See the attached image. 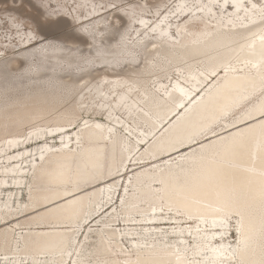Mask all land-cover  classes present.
<instances>
[{"label": "bare ground", "instance_id": "bare-ground-1", "mask_svg": "<svg viewBox=\"0 0 264 264\" xmlns=\"http://www.w3.org/2000/svg\"><path fill=\"white\" fill-rule=\"evenodd\" d=\"M115 1L46 6L73 7L87 52L0 21V264H260L264 0H175L159 17L172 0H155L114 29ZM233 188L246 203L225 229Z\"/></svg>", "mask_w": 264, "mask_h": 264}, {"label": "rangeland", "instance_id": "rangeland-1", "mask_svg": "<svg viewBox=\"0 0 264 264\" xmlns=\"http://www.w3.org/2000/svg\"><path fill=\"white\" fill-rule=\"evenodd\" d=\"M48 2L46 1H43V0H0V18H4L3 20L0 19L1 21V25L3 26L4 24H7L6 21L7 19L9 18H13V19H18V18H22L24 21L23 23L27 24V26H30L31 30L34 32V33H38L39 32V24H45L46 23V20L47 19H52V20H58L59 18H63V21H64V27L62 29H59V30H56V32H54L53 34H50L48 35L47 37L44 36V38H50V39H64V42H66L67 40L70 42L71 40L74 42H76L73 38H63V34L64 35H70L72 33H74L76 30H78L81 33H85V37L84 38H87V35H86V32L85 30H79L78 29V26H81L82 24H76L74 21V17L73 15L71 14L72 12V9L73 7H69L68 9L66 10H62L63 7H47L46 6H50V3H52V0H47ZM106 1L105 3H108V1H112V0H104ZM155 0H117L115 1V5H118L115 9V6H112L111 8L112 9H107V10H104L103 11V15H107L109 16L110 15V18H109V21L113 22V25H112V28L114 27H118L119 26H127L128 25V21H127V15H126V12L128 13V11L126 9L130 8V6H133V7H141L143 9L145 8H149V7H152L151 5L153 4ZM175 0H172V2L168 3V6L167 7H164L161 11H160V14L158 15V17L166 10V11H169L171 9L174 8V5L176 4V2H174ZM255 2L259 1V0H254ZM248 4L250 3V1H248ZM148 10L150 9H147L145 12L146 15H151V12H149ZM217 11L219 12L220 9L218 8ZM145 12H143L145 14ZM43 14H45L46 16H44ZM157 17V18H158ZM70 21H69V19ZM157 18H152L151 19V23H153L154 21H156ZM71 22V23H70ZM178 22H175L173 23V27H175L177 25ZM1 32L4 34V35H9L11 36L12 34V31L7 28L5 25L3 26V28L1 29ZM66 39V41H65ZM69 42H66V43H69ZM71 43V42H70ZM78 42H76L75 44H77ZM77 46H81V48L87 46L85 45L84 43H78ZM91 46H87L85 48H83V52H87L88 48H90ZM14 66H17L14 65ZM177 77V76H176ZM217 81V80H215ZM263 90H261L260 92H258L257 95L254 94V96H252L250 98V102H253L254 100H256L257 98H260V93L262 92ZM254 99V100H253ZM252 100V101H251ZM245 104H242L240 107H238L236 109V111L231 115L230 119L232 118H235L239 115L238 112H240L242 109L245 108L244 106ZM50 141H54V142H57L58 139H49ZM163 161H160L159 163H162ZM0 165H3L2 161L0 163ZM131 171V170H130ZM129 176V174L127 175ZM127 176H123L121 179H120V185H119V189H118V193L115 197V200H114V205H115V208H117V210H120L121 208V197L119 198L120 201L118 203H115L117 201V198H118V194L119 192H123L124 188L126 187L125 185L126 184V177ZM122 184H124L122 186ZM25 189V188H24ZM26 190V189H25ZM23 190L22 188V191L21 189L19 190V195L18 197H20L22 200L25 199L26 197V191ZM6 192V191H5ZM4 192V193H5ZM17 192V190L15 191ZM22 194V195H21ZM4 196V195H3ZM24 196V197H23ZM16 198V196H15ZM14 202L16 200H13ZM105 217V215L103 216ZM102 217V218H103ZM232 221V226L230 227V230L228 232L229 236H228V241L233 243L236 241V228H235V220H231ZM184 222V221H183ZM182 225H190V223H184ZM140 226V225H139ZM139 226H136V225H132L130 227H139ZM176 227V225H174ZM119 228H124L126 226L122 225V226H118ZM97 227H94L92 228V230H90L91 234L92 235H95L96 232H92L96 229ZM103 229V228H101ZM83 232V231H82ZM89 232V231H87ZM170 236L172 235H175V234H172V233H169ZM129 246V243L128 241L125 239L124 237V247H128ZM27 263V262H26ZM1 264H4V263H1Z\"/></svg>", "mask_w": 264, "mask_h": 264}, {"label": "snow or ice", "instance_id": "snow-or-ice-1", "mask_svg": "<svg viewBox=\"0 0 264 264\" xmlns=\"http://www.w3.org/2000/svg\"><path fill=\"white\" fill-rule=\"evenodd\" d=\"M261 116L264 117V109L261 110ZM262 199H264V193H262ZM246 203V195L242 190L235 188L229 191L227 198L225 199L223 206L218 208L217 211L224 215V219L220 221L221 227L227 229V221L230 218V211L232 215L239 214V209L242 204ZM225 233L220 234V238H224ZM223 248V245L221 246ZM260 264H264V259L260 261Z\"/></svg>", "mask_w": 264, "mask_h": 264}, {"label": "water", "instance_id": "water-1", "mask_svg": "<svg viewBox=\"0 0 264 264\" xmlns=\"http://www.w3.org/2000/svg\"><path fill=\"white\" fill-rule=\"evenodd\" d=\"M44 16H46L45 14H43ZM69 19V18H68ZM70 21V19H69ZM74 22V21H73ZM71 23V22H70ZM64 21L63 18H59L58 20H52V19H47L45 24H39V31H43V33L48 36L50 34H53L54 32H56V30L62 29L64 27ZM85 33H79L78 30H76L74 33L70 35H62L63 38H73L76 42L78 43H86L87 40L86 38H84ZM66 36V37H64Z\"/></svg>", "mask_w": 264, "mask_h": 264}]
</instances>
